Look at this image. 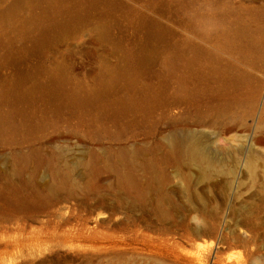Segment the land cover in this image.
<instances>
[{"label":"rangeland","instance_id":"obj_1","mask_svg":"<svg viewBox=\"0 0 264 264\" xmlns=\"http://www.w3.org/2000/svg\"><path fill=\"white\" fill-rule=\"evenodd\" d=\"M0 264H264V0H0Z\"/></svg>","mask_w":264,"mask_h":264},{"label":"bare ground","instance_id":"obj_2","mask_svg":"<svg viewBox=\"0 0 264 264\" xmlns=\"http://www.w3.org/2000/svg\"><path fill=\"white\" fill-rule=\"evenodd\" d=\"M143 48H142L141 56H142V59L144 60V57H143L144 56V51L143 50H145V46ZM22 79L16 80L15 82H12L9 85V90L11 92H13L14 94H16L17 97H18V99H20L21 101L24 102V101H28V99L31 97V95H33L32 92L34 90L32 91L31 89L29 90V88H27V86L25 85L26 83H24L26 81V78L23 79V80ZM59 82L60 81L55 77L47 85H45V86H37V87L39 89V92H41L43 94H46V95H50V97L51 98H54V100H56V101H63V99H66V100H68L70 102L75 103L76 105L77 104H81V103H95L100 98H102V97H104L106 95H109L110 92H111V88H110L111 86L110 85L109 86L107 85L101 91H98L93 96H88V97H84V98H80V97L71 98L69 95L65 94L62 91V89L60 88ZM115 107H116L117 111H120V112L121 111H125L127 109L123 104H118ZM170 144H171V147L173 149H175L179 153H181V149H182L183 143L181 144V142L178 140V138L172 137L170 139ZM188 153L190 154V150H189ZM245 164H246V166L248 168H250V167L252 168V163H251V159L250 158H248L246 160V163Z\"/></svg>","mask_w":264,"mask_h":264}]
</instances>
